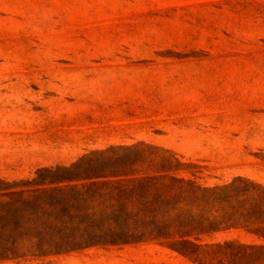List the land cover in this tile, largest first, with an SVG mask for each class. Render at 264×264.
Segmentation results:
<instances>
[{
    "label": "rangeland",
    "instance_id": "374dc122",
    "mask_svg": "<svg viewBox=\"0 0 264 264\" xmlns=\"http://www.w3.org/2000/svg\"><path fill=\"white\" fill-rule=\"evenodd\" d=\"M0 264H264V0H0Z\"/></svg>",
    "mask_w": 264,
    "mask_h": 264
}]
</instances>
